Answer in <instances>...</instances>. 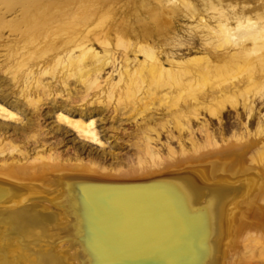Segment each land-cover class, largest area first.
<instances>
[{
	"label": "bare ground",
	"instance_id": "6f19581e",
	"mask_svg": "<svg viewBox=\"0 0 264 264\" xmlns=\"http://www.w3.org/2000/svg\"><path fill=\"white\" fill-rule=\"evenodd\" d=\"M0 87V264H84L76 183L167 175L212 207L208 264H264V116L247 137L210 129L264 99V0H0ZM52 113L90 146L106 145L96 117L112 141L114 122L144 123L106 164L39 148ZM7 212L51 221L25 241Z\"/></svg>",
	"mask_w": 264,
	"mask_h": 264
},
{
	"label": "water",
	"instance_id": "95a60500",
	"mask_svg": "<svg viewBox=\"0 0 264 264\" xmlns=\"http://www.w3.org/2000/svg\"><path fill=\"white\" fill-rule=\"evenodd\" d=\"M184 180L76 183L73 240L84 264H208L212 207L192 201Z\"/></svg>",
	"mask_w": 264,
	"mask_h": 264
},
{
	"label": "rangeland",
	"instance_id": "374dc122",
	"mask_svg": "<svg viewBox=\"0 0 264 264\" xmlns=\"http://www.w3.org/2000/svg\"><path fill=\"white\" fill-rule=\"evenodd\" d=\"M254 3V2H253ZM258 4V3H257ZM180 22H183V24H188V22H185L183 20H181ZM186 28V26H185ZM180 35H182V41L187 43L188 46L185 47H191V45H194L196 47L200 46L201 43V38L197 35L195 36V40H191L190 41V37L187 36L185 33L181 32ZM195 41V42H194ZM181 49V51H180ZM178 48V52L179 53H184L186 52L188 49L186 48ZM122 54H119V59H121ZM108 72L112 71V68L107 69ZM107 75V74H106ZM1 87H0V93H1ZM9 99V98H7ZM8 101V100H7ZM11 103H13V101H9ZM256 109H255V114L253 116V118L249 119L248 114L249 112H246L243 110V108H239V110L228 107V109L225 110L224 115L222 116V121L220 122L218 118H214L212 120V122L210 123V129L211 131L214 132V134L217 136V138H220V134H223L225 137H229L232 134L235 135H239L240 133L244 132L245 133V137L248 136L247 131H246V125L249 126V128H251V130L254 131L255 126H256V122L258 120L259 117V111L261 112V116H264V99L261 102H256L255 103ZM204 115V114H203ZM205 116L208 118V114H205ZM158 117H163L162 114H158ZM97 118V128L101 131L102 134V139L104 141H106V145L104 146H98V145H93L90 146L88 144H85L84 142H81L77 136L72 133V131H66V130H62V129H58L57 127V121H56V117L55 114H48L46 121H45V129L49 130L48 135L45 139V142L42 143L40 142L38 144L39 148H50L52 147V151L55 153H62L63 156L69 157L72 160H74L75 158H82V159H96L99 162H103L106 164L112 163L115 164V162H117L118 160H120L121 158L117 159V154L121 153L123 154L124 152L127 151H132V147L129 146V143L127 142L128 140V136L130 135V133H132L133 131H136V123L140 124V123H144V120L142 118V116H138L136 119V122H128L125 119L123 121L126 122H114V126L121 130H118L120 133V137L121 139H116L115 141H112V138H109V134L112 133V131L110 132H104L102 131L103 127L105 126H110V122H104L101 121L98 117ZM24 121H26V119H24ZM248 122V123H247ZM194 124V128H197V126L199 125L198 122L195 120ZM4 128H0V133H2L4 130H6L7 125H3ZM173 126V125H171ZM12 127H9V129ZM172 129L175 130V127H172ZM10 133V132H9ZM7 133V134H9ZM185 138L188 136V132H185ZM6 133H4L2 136H4ZM196 136L200 138V133L196 132ZM136 139V138H135ZM167 137L166 134L164 133V135L162 136V141H166ZM220 140V139H219ZM173 146L178 147V143L176 141L172 142ZM186 145L189 147L190 142L186 141ZM34 145H31V148H33ZM37 148H34L31 152V156L33 155L34 150H36ZM164 152L167 151L166 148L163 149ZM121 161V160H120ZM13 213L7 212L4 213V215H6L5 217H9L10 216L13 218V221H18L20 223L21 227H24L26 229L25 235L23 236V238L21 239H25V241H29V236L33 235V234H45L46 233V225L49 224V222L51 221L50 218L45 217V216H41V215H37L36 217H24L25 215H12ZM40 226L41 228H45L41 229L40 231L37 232H33L32 230H30V228H35L36 226ZM27 227V228H26ZM9 234H13V232L9 233Z\"/></svg>",
	"mask_w": 264,
	"mask_h": 264
}]
</instances>
